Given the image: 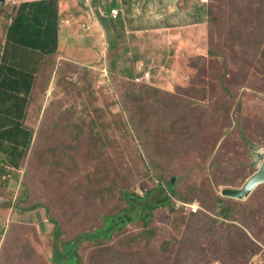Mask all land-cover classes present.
I'll use <instances>...</instances> for the list:
<instances>
[{"label": "rangeland", "instance_id": "rangeland-1", "mask_svg": "<svg viewBox=\"0 0 264 264\" xmlns=\"http://www.w3.org/2000/svg\"><path fill=\"white\" fill-rule=\"evenodd\" d=\"M244 1L252 12H235L234 17L232 0H210L213 16L223 18L227 12L225 46L217 44L204 55L191 57L185 71L175 61L174 50L171 58L162 59L169 78L181 73L182 83L187 85L165 90L147 83L116 81L103 67L97 74L89 71L86 75L59 76L62 78L46 99L42 93L49 73L44 63L52 65L58 56L40 62L35 53H23L25 49L20 47L11 49L6 37L8 26L26 9L15 12L11 5H0V66L21 67L2 77L3 91L10 95L6 88L13 93L19 89L24 95L28 89L23 79L31 86L28 113L18 111L15 118L21 125L13 135L11 130V135L19 140L28 138V132L34 134L27 163L18 167L25 141L15 156L10 154L16 165L0 169L11 190L10 194L0 190V222L9 220L7 231L0 236V264H52L50 259L56 253L54 222L49 215L60 224L59 239L68 241L101 227L104 215L125 207L123 188L144 194L159 179L173 178L188 198L174 197L176 208L183 209L189 220L208 215L204 216L208 222L218 219L219 226H233L235 232L239 229L247 239L243 242L245 251L256 239L261 249L250 264H264V183L248 198L232 199L228 216L217 202V194L222 195L224 188L243 187L259 169L260 159L254 149L264 143L256 136L264 134V0ZM260 9L263 12L259 13ZM7 15L11 17L7 19ZM214 21L217 25V19ZM105 53L101 67L109 59ZM22 70L28 72L20 74ZM224 70L226 78L222 76ZM143 85L150 91L135 99ZM224 85L230 95L221 91ZM11 102L1 97L0 107L9 109ZM7 118L4 116L5 124ZM21 179L27 188L23 205L38 207L18 213L4 205L13 204L10 195H17ZM215 181L225 183L216 185ZM164 195L158 189L151 198ZM189 204H196L198 209ZM175 222L170 207H159L151 225L159 229V235L152 244L140 248L137 244L123 245L126 237L144 230L143 221H138L116 233L113 243H82L78 248L82 264H223L220 259L207 263L203 255L202 261L191 249L197 233L201 236L205 232L201 223L193 220L177 229ZM175 236L186 242H175ZM165 240L173 243L172 251L162 248ZM57 243L61 250L60 241ZM137 247L143 262L131 258ZM240 251L244 252L241 247L237 250L239 260L249 256L244 252L241 257ZM64 252L69 253L70 248ZM234 254L229 251L230 256Z\"/></svg>", "mask_w": 264, "mask_h": 264}, {"label": "crops", "instance_id": "crops-1", "mask_svg": "<svg viewBox=\"0 0 264 264\" xmlns=\"http://www.w3.org/2000/svg\"><path fill=\"white\" fill-rule=\"evenodd\" d=\"M209 3L210 0H6L5 6L11 5L15 12L21 5L38 7L32 15L26 9L23 16L25 21L43 20L45 26H38L41 30H48L57 21L58 42L52 54L40 50L29 52L28 49L34 48L11 43V49L20 47L25 49L23 53H35L40 62L58 56L52 65L44 63L49 73L42 93L46 99L60 78L69 74L86 75L89 71L97 74L103 67L111 71L116 81L134 82L144 77L146 79L140 83L165 90L178 84L187 85L188 82L182 83L181 73L179 77L169 78L165 73L168 67L162 59L171 58L174 50L175 61L180 70L185 71L191 57L204 55L211 49ZM112 10L119 11L116 18ZM52 49L53 46L47 48ZM104 53L109 59L101 67ZM27 107L23 110L26 113ZM0 116L3 118L0 121L1 169L11 165V148L15 144L11 136L12 123L8 120L5 124L4 116L16 115L1 107ZM26 139L27 136L19 139L20 148Z\"/></svg>", "mask_w": 264, "mask_h": 264}, {"label": "trees", "instance_id": "trees-1", "mask_svg": "<svg viewBox=\"0 0 264 264\" xmlns=\"http://www.w3.org/2000/svg\"><path fill=\"white\" fill-rule=\"evenodd\" d=\"M232 3H234V17L235 12L243 14L247 13L250 14L252 12V9H249L247 3L243 0H232ZM222 6L225 8V6L222 4ZM212 6L210 3V9L209 14L211 15L208 22H209V46L214 49V47L218 44L220 47L225 46L224 40L227 36L228 26H226L224 23V18H217L216 16H213ZM28 9L29 14H34V5L33 4H27V5H21L20 11ZM263 12L262 9H260L261 13ZM264 13V12H263ZM11 16L7 15V19H9ZM264 17V16H263ZM33 18V16L31 17ZM217 19V25H214V23ZM36 22V21H35ZM33 21H25V17L23 16V13H18L16 18L13 20L11 26H8L7 29V40L12 44H21L26 47H31L34 49H28V50H40L45 52L46 54H52L54 50L57 48V42H58V36H57V21L56 23L50 27L48 30H41L38 29V26H45L44 21L40 20L38 22ZM229 22V21H228ZM53 46V51L47 50L48 47ZM21 68V67H20ZM20 68H14L9 65H1L0 66V98H9L13 102H11V105L9 109L7 108L6 111L10 114L16 115L13 118H7L6 121L10 120L12 125H15L12 130V135L15 131L19 130V126L21 125L20 122L16 121L18 115L20 112L18 111H25L26 110V103H27V97L29 94L30 84L28 80L23 79L24 84L26 85L28 92H26L24 95L20 92V90H11V88H6V90H10L12 93L9 95L8 92L3 91L4 86V80H2V77L4 76H10L11 73L13 74L15 71L21 70ZM228 69V68H227ZM23 71L20 74H24ZM33 73V72H32ZM31 79L34 78V76L31 74ZM223 78L227 77V71L224 70L223 72ZM140 84H146V83H140ZM226 85V81L224 82ZM221 86V91L227 95L231 94V91L228 90V87ZM145 87H142V90L139 91V95H134L135 99H141L143 93L148 94V86L143 85ZM228 103H234V101H228ZM25 104V105H24ZM1 108V107H0ZM43 116V115H42ZM227 116H230L228 114ZM232 116V114H231ZM254 117L256 115H253ZM8 117V116H7ZM16 117V118H15ZM2 116H0V121L2 120ZM256 136L260 139V142H264V134L261 132L257 133ZM33 132H28V138L26 140V148L24 150V153L22 154V161L18 164V167L24 166L27 163V154L29 153V150L33 144ZM17 138V137H16ZM15 136H12V141L15 143L12 145L11 148V154L16 155V151H19V140L16 139ZM246 143H250L249 138L245 135L244 136ZM7 151V150H6ZM11 165H16L14 162L11 161ZM1 171H3V168H1ZM4 176H0V190L7 191V194H10L11 190L8 185V178L2 179ZM16 180L19 179V176L15 174ZM225 183V182H224ZM224 183H218L214 182V184L222 185ZM20 188L17 195L13 196L10 195L13 201V204L6 206V208H11L14 212L22 213L28 210H32L38 205L34 206H25L23 205L24 201L27 199L26 192L27 188L21 179L19 181ZM8 187V189L6 188ZM12 189V188H11ZM161 189L165 192V195L162 198H158L156 200L152 199L151 196L153 192L156 190ZM21 190V192H20ZM20 192V193H19ZM4 193V192H3ZM223 193V192H222ZM1 194V193H0ZM122 199H124L127 202V205L117 212L111 214V215H104V223L101 227L95 229L94 231H87L82 232L79 235H77L75 238L68 240V241H61L59 237L62 234V230L60 227L59 222L51 217V220L54 222V243H53V250L54 253L51 257L50 261L52 264H82L83 260L80 256L78 248L80 245L84 242H100L102 240L113 243L114 235L118 232H122L127 225L131 223H136L138 221H143L144 230L140 231L136 235H131L129 237H126L123 242V245H129L132 246L134 244H137L138 247L142 244L144 245H150L154 241V239L159 235V229L152 227V222L154 220V210L159 207H170L171 213H173V216L175 218V225L177 229H180L183 225L189 224L191 221L196 220V223H201L200 228H203L205 232L199 235L197 233V240L196 247H192L191 249L197 253L200 257V260L203 261L202 255L204 259L207 261V263L214 261L215 259H220L223 261V264H250V261L253 259V257L259 253V250L261 249L260 246L257 244L258 241L255 239L253 241V247L251 245V248L249 251H245L243 242H246V238L244 235L239 233V229L237 232H235L233 226H219L220 221L218 219H213V221L208 222L204 218L208 215L203 216H197L192 219H188L187 215L183 212V209L176 208L175 203L173 202V198H181V199H188L186 198L181 192L179 191L178 184L176 182H172V179L169 180H163L159 179L157 184L155 186L150 187L144 194H139L136 191H128L127 189H122ZM243 200L233 197L225 196L224 194L218 195L217 194V202L218 207H223V212L228 216L231 212V200ZM1 212V211H0ZM194 216L197 214L193 213ZM205 221L208 223L204 225ZM9 226V220H5L4 223L0 222V236L3 235L4 232L7 231ZM188 226V225H187ZM241 230H244V228H240ZM186 240H188L186 238ZM58 241L61 243V250H59L60 246L58 245ZM175 242H182L185 243V240H181L177 236L174 237ZM191 241V240H190ZM170 245H173L171 241L165 240L162 248L167 249L169 251H172V248H170ZM137 247V248H138ZM247 253L249 256L247 258L244 257V252L240 251V256L244 257L243 260H239L237 258V250L239 248ZM70 248L69 253H65V249ZM136 250V254H132L133 259L137 260L138 262H143V258L141 257L142 251L140 249ZM259 248V249H258ZM58 251V252H56ZM229 251L234 252L235 254L233 256L229 255ZM72 252V253H71ZM71 253V254H70ZM191 253V252H188ZM166 255V254H164ZM163 255V256H164ZM138 256V259L136 258ZM206 257V258H205ZM74 260V261H72Z\"/></svg>", "mask_w": 264, "mask_h": 264}, {"label": "water", "instance_id": "water-1", "mask_svg": "<svg viewBox=\"0 0 264 264\" xmlns=\"http://www.w3.org/2000/svg\"><path fill=\"white\" fill-rule=\"evenodd\" d=\"M6 0H0V5H4ZM254 153L259 157L260 164L259 169L248 179L243 187H226L223 189V194L228 197L246 199L253 191L262 183H264V143L259 144ZM174 178L172 182H174Z\"/></svg>", "mask_w": 264, "mask_h": 264}, {"label": "built area", "instance_id": "built-area-1", "mask_svg": "<svg viewBox=\"0 0 264 264\" xmlns=\"http://www.w3.org/2000/svg\"><path fill=\"white\" fill-rule=\"evenodd\" d=\"M111 14L113 15V17H117L118 14H119V11L118 10H112L111 11ZM136 81H140L139 78H136ZM190 207H192L193 210H197L198 209V206L196 204H189Z\"/></svg>", "mask_w": 264, "mask_h": 264}, {"label": "clouds", "instance_id": "clouds-1", "mask_svg": "<svg viewBox=\"0 0 264 264\" xmlns=\"http://www.w3.org/2000/svg\"><path fill=\"white\" fill-rule=\"evenodd\" d=\"M105 71L108 72L107 69H105ZM139 79H140V81H136V79H135L134 82H135V83H140V82H142L143 80H145L146 78L142 77V78H139ZM46 108H47V107H46ZM44 110H45V109H44ZM13 129H14V128H12V130H13ZM11 136H12V135H11ZM7 220H8V218H7Z\"/></svg>", "mask_w": 264, "mask_h": 264}]
</instances>
